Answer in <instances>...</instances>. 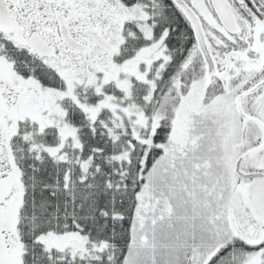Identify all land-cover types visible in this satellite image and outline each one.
Returning a JSON list of instances; mask_svg holds the SVG:
<instances>
[{"label":"snow or ice","instance_id":"snow-or-ice-1","mask_svg":"<svg viewBox=\"0 0 264 264\" xmlns=\"http://www.w3.org/2000/svg\"><path fill=\"white\" fill-rule=\"evenodd\" d=\"M0 264H264V0H0Z\"/></svg>","mask_w":264,"mask_h":264}]
</instances>
